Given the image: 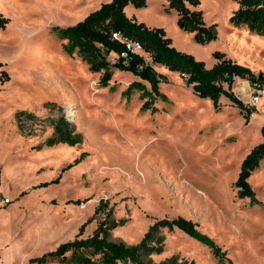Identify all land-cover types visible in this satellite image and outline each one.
<instances>
[{"label": "rangeland", "instance_id": "1", "mask_svg": "<svg viewBox=\"0 0 264 264\" xmlns=\"http://www.w3.org/2000/svg\"><path fill=\"white\" fill-rule=\"evenodd\" d=\"M110 1L0 0L9 19L0 27V174L11 200L0 207V264H26L121 219L110 239L137 244L156 221L179 216L197 223L229 260L178 228H161L151 241L157 250L143 255L146 262L264 264V160L249 178L258 202L241 198L234 186L243 160L264 140V90L251 106L252 82L236 78L234 93L254 110L247 119L226 97L217 111L193 93L186 76L159 64L154 67L167 78L160 84L167 98L155 107L142 109L141 90L127 92L138 79L132 73L113 69L102 86L103 72H91L77 53H67L54 28L74 25ZM200 1L205 21L217 23V37L207 44L180 29L167 0L131 5L126 13L164 28L178 50L207 67L217 62L218 50L264 74V35L230 22L238 2ZM57 123L80 141L48 144Z\"/></svg>", "mask_w": 264, "mask_h": 264}, {"label": "trees", "instance_id": "2", "mask_svg": "<svg viewBox=\"0 0 264 264\" xmlns=\"http://www.w3.org/2000/svg\"><path fill=\"white\" fill-rule=\"evenodd\" d=\"M149 0H111L83 20L67 27H55L60 36L66 40L63 43L70 55L77 53L88 64L91 72H103L100 79L102 86H107L112 79L113 69L132 73L137 80L133 81L130 89H139L145 98L142 109L155 107L158 98L166 99L160 84L166 81V76L159 73L154 64H159L169 70L178 71L186 76V85L191 87L194 94L209 99L217 111L221 109V99L228 98L235 106L245 112L250 118L254 110L247 107L233 91L236 78L248 79L252 83L259 82L264 89V79L256 75L251 68L239 64L227 56V53L215 51L213 58L217 61L212 67H207L204 61L197 60L194 55L178 50L173 40L164 28L149 27L129 17L126 8L132 5L136 8L147 7ZM237 10L230 17V22L237 27H246L251 33L264 35V0H236ZM168 8L175 9L178 15L180 29L194 34V40L207 44L217 37V23L208 24L204 19V11L200 9V0H167ZM9 21L0 12V27H5ZM118 33L122 39L114 37ZM128 43L139 44L141 52L148 54L149 62L141 52H135ZM110 54L116 59L110 60ZM147 85L150 87L148 88ZM155 110V108H154ZM55 124L56 134L47 143L58 141L75 143L80 139L72 135L67 125L61 127ZM264 137V126L261 128ZM264 160V140L256 145L243 160L241 170L234 186L238 196L249 197L252 203L258 202L256 192L249 183L254 170ZM69 165L67 168H70ZM58 176L54 182L60 180ZM79 203V200L76 201ZM101 202L96 212L103 210ZM125 219L115 221L109 228L100 223L93 234L87 238L77 236L73 240L61 243L55 250L39 257L31 258L26 264H151L144 260L143 255L157 250L151 246L156 233L161 228L173 231L176 228L186 234L201 240L210 247L213 254L220 260L228 259L223 251L208 235L197 229V223L183 216L156 221L137 244L128 245L122 241L110 239V229L122 225ZM86 225V223L82 226ZM229 260V259H228ZM161 264H187L171 261Z\"/></svg>", "mask_w": 264, "mask_h": 264}, {"label": "built area", "instance_id": "3", "mask_svg": "<svg viewBox=\"0 0 264 264\" xmlns=\"http://www.w3.org/2000/svg\"><path fill=\"white\" fill-rule=\"evenodd\" d=\"M114 37L117 39H122V37L119 36L118 33H114ZM128 47L135 52L141 51V46L139 44L128 43ZM263 90L264 89L261 87V84L259 82L252 83V93L249 101V104L251 106H255L259 103ZM10 202V198L2 188V177L0 174V207L8 205Z\"/></svg>", "mask_w": 264, "mask_h": 264}, {"label": "water", "instance_id": "4", "mask_svg": "<svg viewBox=\"0 0 264 264\" xmlns=\"http://www.w3.org/2000/svg\"><path fill=\"white\" fill-rule=\"evenodd\" d=\"M260 77H261L262 79H264V74H260Z\"/></svg>", "mask_w": 264, "mask_h": 264}, {"label": "bare ground", "instance_id": "5", "mask_svg": "<svg viewBox=\"0 0 264 264\" xmlns=\"http://www.w3.org/2000/svg\"><path fill=\"white\" fill-rule=\"evenodd\" d=\"M73 111H74V110H73ZM73 111H72V110H70V113H71V112H73ZM12 257H13V256H12ZM10 262H11V261H10ZM15 262H16V260H15ZM15 262H13V263H15Z\"/></svg>", "mask_w": 264, "mask_h": 264}, {"label": "crops", "instance_id": "6", "mask_svg": "<svg viewBox=\"0 0 264 264\" xmlns=\"http://www.w3.org/2000/svg\"><path fill=\"white\" fill-rule=\"evenodd\" d=\"M129 6H131V5H129ZM129 6L127 7V8H129ZM127 8H126V10H127ZM130 17V16H129ZM246 30H248V29H246ZM2 177V176H1ZM1 211V210H0Z\"/></svg>", "mask_w": 264, "mask_h": 264}]
</instances>
